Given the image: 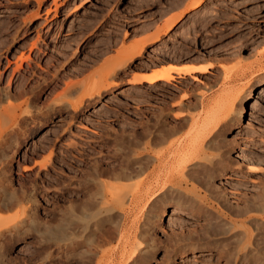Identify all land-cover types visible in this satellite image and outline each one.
<instances>
[{
    "label": "rangeland",
    "instance_id": "1",
    "mask_svg": "<svg viewBox=\"0 0 264 264\" xmlns=\"http://www.w3.org/2000/svg\"><path fill=\"white\" fill-rule=\"evenodd\" d=\"M195 1L0 0V95L9 88L14 94L24 88L27 94L6 101L8 104L0 102V113L8 116L0 118V134L12 124L19 105L28 110L24 115L26 125H22L21 138L17 139L19 145L8 150L12 156L8 172L12 191L30 187L37 180L39 213L46 214L63 204L59 195L73 188L69 178L81 175V168L99 160L111 161L114 134L126 130L140 135L148 125L156 124L157 116H163L167 127L176 126L181 129L179 137L186 136L190 128L179 126L181 121L175 119L178 115H200L197 112L203 113L202 104L207 105L229 91L238 97L236 107L250 90L254 98L246 102L242 121L234 120L223 129L222 136L228 143V167L215 182L234 203L255 195L253 200L257 201L264 195V98L258 96L259 87L264 86V0H204L196 12L188 11ZM182 12V20L167 30L168 22ZM156 34L162 41H150L143 57L115 78L116 86L88 100L78 112L65 105V81L81 85L84 80L82 87L91 84L119 50ZM19 56H25L23 66L15 72ZM192 67L210 69L207 74L175 75L173 81L164 84L143 81L138 86L130 85L137 75ZM8 80L11 86L7 85ZM80 85L74 100L82 93ZM17 99H22V103ZM48 107L51 114L46 117ZM9 119L11 124L4 125ZM14 127L11 130L15 134L11 130L10 134L17 138ZM44 164L47 166L42 167ZM25 202L23 206L27 205ZM172 207L175 206L169 205L162 211L157 223L156 237L161 244L149 264H166V248L173 234L205 230L204 218L182 210L172 215ZM14 209L4 217L18 215L20 211ZM35 241L32 236L17 241L9 250L10 264L33 252ZM114 247L109 245L105 249ZM217 253L213 246L203 252H182L173 264H227L226 255Z\"/></svg>",
    "mask_w": 264,
    "mask_h": 264
},
{
    "label": "bare ground",
    "instance_id": "2",
    "mask_svg": "<svg viewBox=\"0 0 264 264\" xmlns=\"http://www.w3.org/2000/svg\"><path fill=\"white\" fill-rule=\"evenodd\" d=\"M203 1H195L187 10L196 12ZM183 16L184 12L170 20L167 30L176 21L182 20ZM193 18L195 19V14L192 20ZM150 41L158 43L162 39L156 34L151 39L123 47L107 63L108 66L97 74L98 80L95 79L89 85L82 87L84 80L81 85L72 80L65 81V95H60L68 98V102L64 104L78 112L88 100L116 86L117 82L114 80L143 57ZM24 57L19 56L18 61H15V72H20ZM8 64L12 65L10 61ZM209 69H166L153 76L137 75L130 85L138 86L143 81L164 84L173 81L175 75L197 72L207 74ZM10 80L7 85L11 86ZM78 84L82 93L79 99L74 100L76 94H79L76 92ZM236 92L238 96V90ZM17 93L14 94L10 88L4 89L0 98L5 101L0 99V102L8 104L6 101L25 94V89L19 88ZM228 93L214 98L207 105L202 104L203 113L196 111L200 115L193 112H187L191 113L189 117L183 113L178 117L175 115V119L181 121L179 126H189L190 131L186 136L179 137L181 129L175 128L176 126L167 127L166 121L164 123L161 119L163 116H157L156 124L148 125L147 130L139 132L140 135L126 130L122 134H114L116 136L111 161L99 160L89 163L86 169L81 168V175L74 174L69 178L68 182L74 184L73 188L59 193L63 204L46 214L39 213L37 180H31L30 187L21 186L17 191L11 190L8 172L12 156L8 155V150L19 145L20 141L17 139L21 138L22 125H26L23 124L26 121L25 114H28L26 108L23 110L22 99H17L21 101L18 113L12 119V124L10 119L6 124L3 123L11 125L5 127L0 134V264H10V248L17 241L27 240L31 236L36 240L33 245L35 250L19 258V262H14L15 264H149L155 259L161 244L156 237L157 223L160 222L162 211L169 205L175 206L171 208L172 215L179 210L182 213L189 211L196 217L204 218L206 225H203L204 231L196 229L188 234L181 232L170 236V245L166 248V264H173L182 252H203L210 246L226 255L227 264H264V195L259 196L257 201H254L257 198L255 195L254 200L251 197L243 201L241 197V200L234 203L215 182L216 177L223 175L228 167V143L222 136L223 129L234 120L240 121L245 114L246 102L254 98L249 90L235 107L238 97H234L235 93ZM258 96L264 98V86L259 87ZM69 98L74 102L69 101ZM200 98L203 99L202 96ZM51 110H54L53 107ZM47 112L46 117L51 114L50 110ZM2 113L1 119L8 117ZM14 126L17 127V138L10 134ZM165 146L167 147L162 151H156ZM24 202L27 205L23 206ZM21 205L23 207L17 210ZM12 209L20 211L19 214L4 217ZM109 245L115 247L106 250Z\"/></svg>",
    "mask_w": 264,
    "mask_h": 264
},
{
    "label": "crops",
    "instance_id": "3",
    "mask_svg": "<svg viewBox=\"0 0 264 264\" xmlns=\"http://www.w3.org/2000/svg\"><path fill=\"white\" fill-rule=\"evenodd\" d=\"M180 69H183V68H180ZM164 70H166V69H164ZM159 70H157V71H153L152 73H150L149 75L150 76H153L155 73H157ZM161 71H163V70H161ZM143 77V76H142Z\"/></svg>",
    "mask_w": 264,
    "mask_h": 264
}]
</instances>
